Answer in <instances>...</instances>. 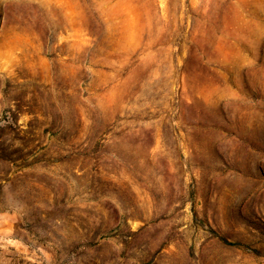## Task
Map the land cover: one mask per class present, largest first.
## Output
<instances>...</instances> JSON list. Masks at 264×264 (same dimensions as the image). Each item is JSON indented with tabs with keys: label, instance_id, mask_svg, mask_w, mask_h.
Segmentation results:
<instances>
[{
	"label": "rangeland",
	"instance_id": "374dc122",
	"mask_svg": "<svg viewBox=\"0 0 264 264\" xmlns=\"http://www.w3.org/2000/svg\"><path fill=\"white\" fill-rule=\"evenodd\" d=\"M0 264H264V0H0Z\"/></svg>",
	"mask_w": 264,
	"mask_h": 264
}]
</instances>
